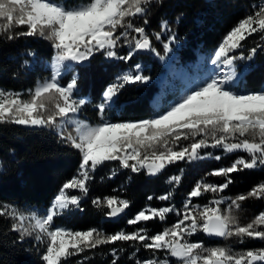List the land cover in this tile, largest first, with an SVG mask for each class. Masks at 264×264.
<instances>
[{"label":"snow or ice","instance_id":"obj_1","mask_svg":"<svg viewBox=\"0 0 264 264\" xmlns=\"http://www.w3.org/2000/svg\"><path fill=\"white\" fill-rule=\"evenodd\" d=\"M162 3L163 0H86L66 6L57 0H0V38L14 41L39 37L51 44L54 53L50 76L37 82L26 97L0 89V125L55 130L60 141L76 149L80 156L76 175L63 183L43 214L36 211L25 214L11 205L0 206V218L11 221L10 231L18 233L21 240L34 236L44 246L42 264H69L72 258L85 252L118 243L137 246L129 259L141 249L149 253L144 259H135V264H171L172 258L176 264H264V247L236 251L224 246L206 247L202 241L190 239L202 232L223 240L235 238L240 243L264 241V211L246 224H241L237 214L242 202L264 200V182L235 198L220 195L234 182L233 173L264 169V91L241 94L232 87L252 70L250 67L238 70V62L247 64L258 50H264V0L239 20L215 49L210 60L215 66L214 74L166 111L140 121L104 120V113L126 85L148 82L149 77L136 64L135 72L122 73L106 86L97 105L100 123L92 125L76 118L87 101L75 96L78 88L75 65L88 62L96 53L125 63L140 51H150L164 59L153 47L146 29L133 22L146 17L152 5ZM143 23L147 24L148 20L145 18ZM161 27L163 31L169 30L166 22ZM253 35H258L261 43L245 55L242 42ZM155 39L161 40V33H156ZM174 41L173 35L163 43L165 55L172 51L170 45ZM122 45L131 49L126 55L117 54ZM67 73H73L70 80L61 83L62 74ZM207 149L246 155H238L230 166L207 174L223 177V183L197 181L182 209L146 207L127 221L131 226L143 222V226L131 232L120 230L108 234L98 228L76 231L53 226L54 218L65 212L74 208L83 210L82 196L69 194V190L87 196L88 183L105 162H118L119 169L132 173L157 176L178 162L205 159ZM214 159L219 161L222 157L217 155ZM115 175L113 169L112 176ZM181 179L175 175L167 182L178 186ZM208 193L213 198L207 203H194ZM171 198V191L157 197L160 201ZM152 199L148 197L149 201ZM91 202L98 209L106 208L108 218H116L130 207L128 200L118 196L97 197ZM170 213H175L177 220L150 234L147 222H163ZM122 251L123 248L111 249L110 264H118V252ZM75 264H84V260L77 259Z\"/></svg>","mask_w":264,"mask_h":264},{"label":"trees","instance_id":"obj_2","mask_svg":"<svg viewBox=\"0 0 264 264\" xmlns=\"http://www.w3.org/2000/svg\"><path fill=\"white\" fill-rule=\"evenodd\" d=\"M57 2L75 6L85 3L86 0ZM260 3L261 0H163L162 4L149 7L146 17L137 18L133 22L146 29L153 47L164 57L166 55L163 43L174 35L175 41L170 45L173 68L179 66L188 72H200L209 66L212 54L224 36ZM145 18L148 20L147 24L143 23ZM163 22L167 23L168 31L162 30ZM158 32L161 33L159 41L155 39ZM242 43V50L246 55L250 48L261 41L258 35H253ZM128 51L129 47L122 45L117 49V54L126 55ZM53 54L51 44L39 37L19 38L14 41L0 38V89L21 93L26 97L37 82L50 76V60ZM139 61L146 66L142 74L149 77V82L126 85L115 98V103L104 113V120L126 122L150 119L160 113L156 108V96L162 99L163 110L171 100L176 99L178 87L173 90L172 87H167L166 93L165 89L159 87L157 79L164 73L165 67L155 53L137 52L127 63L96 53L88 62L74 66L78 75L75 96L87 101L78 113L79 118L92 125L100 123L97 105L101 102L106 86L113 83L121 72ZM249 67L252 70L243 74L239 82L232 86L234 91L245 94L264 89V50H258ZM72 74L67 73L61 77L62 83L69 81ZM208 153L212 157L192 163L178 162L166 167L157 176H148L144 172L132 173L130 170L119 169L118 162H105L88 183L87 196L69 190V194L82 196L83 210L74 208L54 218V226L76 231L98 228L108 234L120 230L131 232L143 226V222L141 225L131 226L127 221L146 207L171 206L180 210L197 181L204 179L205 182L223 183V177H211L207 174L214 169L230 166L238 155H246L224 154L220 149H207L204 155ZM217 155L222 159L215 160ZM79 162L77 150L61 142L55 130L0 125V206L7 204L23 212L36 211L42 214L63 183L76 175ZM113 169H116L115 176H112ZM175 175L182 177L178 186L167 182ZM232 179L234 182L220 195L235 198L246 194L252 187L264 182V169L233 173ZM169 191L172 192L170 200L157 199ZM105 196H118L129 201L130 207L118 221L108 219L106 208L98 209L93 206V199H103ZM149 196L153 197L151 201L148 200ZM212 198V194L208 193L195 199L194 203L203 205ZM262 211L264 200L248 199L241 203L237 214L241 224H246ZM169 216L163 222H147L149 233L155 234L174 223L175 219H169ZM10 223L7 218H0V264H42L44 246L40 245L34 236L21 240L18 233L10 231ZM194 241H202L206 247L224 246L236 251L264 247V241L246 240L240 243L235 238L217 241L206 237L202 232L197 233ZM113 247L123 248L122 252H118V264H135V259H144L149 255L141 249L135 257L129 259L137 246L118 243L85 252L80 257L72 258L69 264H75L77 259H83L84 264H110Z\"/></svg>","mask_w":264,"mask_h":264},{"label":"rangeland","instance_id":"obj_3","mask_svg":"<svg viewBox=\"0 0 264 264\" xmlns=\"http://www.w3.org/2000/svg\"><path fill=\"white\" fill-rule=\"evenodd\" d=\"M130 50L131 49L129 48V51ZM171 57H173L172 52H170L169 55L167 54L166 57H164V59L161 60L163 62V66L165 67V71H164V73H162L158 76L157 81L159 83V87H161L162 85L165 87V88H162V89H165L164 93H166V91H168V89H166V87H172V90L175 89L176 87H178L176 89H178L179 93H178L177 98L174 100H171L170 103L167 105V107L164 110H163V107H164L163 101H161L162 99L160 97H158L156 99V101H155L156 108L159 109L160 113L166 111L173 103L177 102L185 94H187L190 90H193L195 87L201 85L203 82L208 80L214 74L213 69L215 66L211 65V63L209 64V66L206 69H204L200 72H188L187 70H185L179 66L173 68V65L171 63V59H172ZM251 62L252 61L247 62V64H244L243 62H238V63L240 64V69H246L247 67H249ZM136 64L141 65L142 72L146 68V66H144L143 62H141V61L136 62L134 65H136ZM134 65L130 66L127 70L121 72L120 74L129 72V71L135 72ZM75 74L77 75L76 72H75ZM64 75L65 74H62V77ZM148 82H149V80H148ZM61 83H62V81H61ZM260 91H264V90H260ZM260 91H258V92H260ZM160 113H158V114H160ZM76 118L80 119L78 114H77ZM205 156H206V159L212 157L211 155H208V154H205ZM164 207H171V206H164ZM28 213L29 212H25V214H28ZM43 213H44V211L42 212V214ZM169 215H170L169 219L174 218L175 219L174 222L177 220V216L175 215V213H170ZM54 227H61V226H54ZM196 235H197V233L190 238L193 242H195L194 238L196 237ZM171 263L176 264L175 259H171Z\"/></svg>","mask_w":264,"mask_h":264},{"label":"water","instance_id":"obj_4","mask_svg":"<svg viewBox=\"0 0 264 264\" xmlns=\"http://www.w3.org/2000/svg\"><path fill=\"white\" fill-rule=\"evenodd\" d=\"M141 53H147L148 51H140ZM125 215V211L123 213H121L118 217L116 218H108L110 221H118L119 219H121L123 216ZM205 235V234H204ZM206 236V235H205ZM208 237V236H206ZM210 239H213V240H217V241H220V240H223V239H220V238H213V237H208Z\"/></svg>","mask_w":264,"mask_h":264}]
</instances>
